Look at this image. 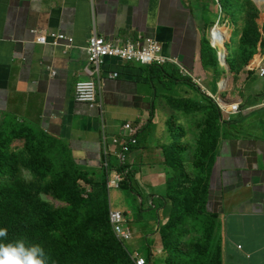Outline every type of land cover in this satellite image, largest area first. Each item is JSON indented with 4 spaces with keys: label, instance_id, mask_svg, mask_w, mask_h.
<instances>
[{
    "label": "crops",
    "instance_id": "0c3cea01",
    "mask_svg": "<svg viewBox=\"0 0 264 264\" xmlns=\"http://www.w3.org/2000/svg\"><path fill=\"white\" fill-rule=\"evenodd\" d=\"M204 3L205 0H0V117L10 114L31 121L40 119L44 130L66 149L74 165L93 167L100 161L98 112L77 104L73 91L77 81L86 80L82 74L83 50L92 32L104 39L154 38L163 44L164 55L204 79L207 73L200 54L206 19L210 15L212 19L218 17L223 11ZM245 7L237 8V17L249 18V11H242ZM255 17L257 29L264 35V10L255 9ZM34 32H59L73 40L72 47L64 51L61 46H38ZM259 63L250 59L243 66L244 81L238 82L230 73L219 78L225 82L224 91L216 86V93L224 92L220 99L240 103L245 110L242 116L247 118L239 139L224 140L214 165L222 196L219 190L213 194L211 209L221 213L227 264H264V79L256 75ZM108 64L110 72H117L119 77L101 82L107 133L117 134V126L125 122L144 127L151 119V101L156 96L151 84L137 77L133 65L125 67L116 61ZM225 69L230 71L229 67ZM192 103L193 118H206L210 112L215 115L210 109L215 104L194 96ZM167 110L161 100L153 129L140 135L141 147L129 156V167L139 172V181L144 180L155 160L165 161L164 157L158 158L160 152L153 144L158 140L161 146L159 138L169 122L166 119L174 115ZM193 123L198 128V123ZM183 134L181 130L179 135ZM197 138H186L188 144L182 150ZM109 163L115 168L113 157ZM153 188L158 186L153 184Z\"/></svg>",
    "mask_w": 264,
    "mask_h": 264
},
{
    "label": "trees",
    "instance_id": "16d2710c",
    "mask_svg": "<svg viewBox=\"0 0 264 264\" xmlns=\"http://www.w3.org/2000/svg\"><path fill=\"white\" fill-rule=\"evenodd\" d=\"M234 1L223 0L225 12L233 21L238 5L246 6L243 10L249 11L239 56L241 72L255 55L259 36L255 8L247 1L235 6ZM213 53L207 44L202 45L204 66ZM210 109L215 115L203 121L195 150H182V146L163 148L166 182L163 193L157 197V208L151 204L150 210L157 212L164 264L228 261L220 213L209 212L207 207L220 143L217 139L222 129L220 111L217 106ZM16 140L24 141L21 151L11 147ZM140 147L139 140L135 149ZM32 161L38 162L36 173L30 169ZM135 173L130 172L121 189L143 200L133 186ZM86 177L59 142L30 124L4 116L0 122V229L19 228L22 232L16 240L40 245L45 250L47 264H133L113 236L109 195L104 191L103 179L94 185L88 200L80 198L76 182ZM51 201L60 205L55 207ZM140 209L143 210V205ZM148 255L151 258L150 249Z\"/></svg>",
    "mask_w": 264,
    "mask_h": 264
},
{
    "label": "clouds",
    "instance_id": "9594fccd",
    "mask_svg": "<svg viewBox=\"0 0 264 264\" xmlns=\"http://www.w3.org/2000/svg\"><path fill=\"white\" fill-rule=\"evenodd\" d=\"M249 2L251 6H253L255 9L262 8L264 5V0H235L234 5L241 4L242 2ZM204 4H213L214 6H219L223 11L221 12V15L219 17H223L226 19V22L231 25L234 28V33L236 34L238 38V45L241 44L244 34V27L246 24L247 19L239 16L237 17V14L235 15V21L231 19V17L227 16L225 12V4L223 3V0H205ZM258 6H256V5ZM234 6V7H235ZM241 5H238L240 7ZM254 9V11H255ZM244 11V10H242ZM237 13V11H236ZM189 16V19L191 21V16ZM256 26H257V18H255ZM207 31L209 30V42L206 39H203L201 42V54L202 55V45L207 44L209 49L214 52L213 54L216 55L217 61H220V68H228V52L226 50V45L231 41V36L229 30L224 27L220 26L219 20L215 23L208 24L206 26ZM257 33L259 36V41L257 43V49L255 55L251 58V60H259V66L257 67L256 75L264 79V77H261V68L264 66V35L262 34V31L260 29H257ZM33 36L35 37L34 43L38 46L43 47H59L61 46L64 51H68L71 49L73 40L71 38H68L64 34H61L59 32H39L33 33ZM95 37L96 39L103 41L105 44H112L115 48H118L122 51H129V57L127 58H113V57H105V58H91L88 53V47H89V40ZM61 40L64 41V43H58ZM84 55H85V66L82 70V74L86 77L85 81H77L74 84V100L77 104H87V108L90 110H96L98 112V116L103 115V106L100 105V88H101V82L104 78H107L108 80H116L119 77V74L117 72H110L109 64L108 62L116 61L121 66H135L133 67V70L137 73V77L140 79H145L148 82L147 77L145 74L147 73L151 79H163L166 82L167 87L173 86L175 83H185L191 86L194 89H197V84H199L200 80L203 79L195 74V71L192 70H186L184 66L178 62L173 57L166 56L163 54V44L159 41L155 40L154 38L149 37H142L137 36L135 38H120L116 37L113 39H104L100 36H98L94 31L92 32V35L88 38L86 47L84 48ZM240 52L237 54V58L235 60V63L229 68L230 73L235 75V78L238 80L241 72H239V61ZM250 61V60H249ZM202 68L205 67L203 65V61L201 58ZM223 66V67H222ZM167 67L173 68V71L175 73H178L179 75V81L175 79L173 76H167L165 74V69ZM176 68L178 70H176ZM156 70H163L162 73L157 72ZM238 69V70H236ZM212 70L215 71L218 79L221 78V73L218 71L217 68H212ZM236 70V71H235ZM205 71V68H204ZM218 71V72H217ZM206 72V71H205ZM51 75H54L53 72H50ZM115 75V77H112ZM219 79L216 86L220 88L221 91H224L225 89V82H222ZM81 83H91L93 85V96L87 100L86 102L79 103L76 101L75 98V88L78 84ZM152 92H155V89L153 85L151 84ZM198 91L200 92V98L203 102H208L209 100L215 103L217 108L220 110L221 114V126L230 124L232 122L231 117L238 116L243 114V110L241 108L240 103H227L224 100L220 99L222 98L221 94L224 92L219 93L220 97H218V93L212 94L207 93L206 90L199 86ZM156 93V92H155ZM156 96H153V99L151 101L152 103V114L151 119L144 127H135L131 123L125 122L121 125L117 126V134L110 135L107 133V125L104 124L103 121L99 120V128H100V161L98 164L95 163L93 167H81L79 165H75L82 174L87 175L86 179H78L76 182L77 187L81 191L80 198L82 200H88L89 196L93 194L94 191V185L98 184L102 179L104 181V191L107 192V195H109V224L113 233L114 238L116 241L123 246L127 254L129 255L131 261L133 264H138L140 261H143L144 264H150L147 263V260L141 256V254L138 251H130L128 249V244H130L134 239L133 230L130 226V216L129 212H121L119 210H114L112 207V201H111V192L112 191H123L121 189L122 184L126 181L127 176L130 174L131 171H135V181H134V188L137 187L138 189L141 188L142 191L149 197V203H151L155 208L154 201L157 200V197L160 196V194L155 193L153 190H148L151 193V196H149L147 188L141 184L142 181L137 180L138 171L134 170L133 168L129 167V156L132 154L137 147L139 140H141L140 135H142L144 132L153 129V120L155 119V115L157 112L158 104L154 100ZM163 104L165 107L171 109L174 108L173 111L174 115L171 116L168 120L167 127L165 128L167 132V136L165 138L166 144L169 147H179L176 143V138H180L183 142L182 147L188 144L187 141V135L188 133L192 135H197L198 138L192 141L189 145L190 150H195L197 145V140L200 137L201 131L203 129V121L205 120L204 117H198L196 118V123H198V129H195L194 125H189L187 129H185V126L187 125V122H179V127L184 132L183 136L177 135L174 136L172 130L168 128V125L170 123V119L174 118L175 115L179 117V111L181 113V116H185V114L182 112L184 108H187L190 112L193 110V105L190 104L186 99H174V98H168L166 100H163ZM9 117H12L16 119L19 123L24 124H30L34 128L41 131L46 136L50 137L47 132L44 130V124L39 120L37 121H31L25 118H21L14 115H6ZM4 117H0V122L3 120ZM241 131H235L233 133L223 134L222 129L220 133V143H219V149L217 156H219L222 152L219 151L221 149V146L225 144V139H239V134ZM224 135V140L223 136ZM169 138L170 140H167ZM224 142V143H223ZM141 143V142H140ZM24 146L23 140H16L11 145L12 149L14 151H21ZM164 148V147H163ZM163 148L161 149V154L163 153ZM113 157L116 161L115 168H112L110 166V158ZM160 157H163L161 155ZM217 159V157H216ZM155 160L154 162H156ZM163 161L160 162V169H163L161 165H163ZM215 165V164H214ZM129 168L124 169V168ZM215 167H213L212 175L210 179V187H211V181L213 176V171ZM164 173V170H163ZM165 174V173H164ZM166 177V176H165ZM165 186V185H164ZM162 187V189L164 188ZM219 190L217 187L216 189H213V191H209V201H208V211L211 212H217L218 209H211L212 203H213V194L216 193V191ZM136 191V190H135ZM164 191V190H163ZM219 190L220 198L222 196V193ZM137 192V191H136ZM139 193V192H137ZM133 195V194H132ZM135 196V195H134ZM136 197V196H135ZM211 197V198H210ZM138 198V197H137ZM143 198V197H142ZM139 199V206L142 207L144 211V200ZM51 203L54 205V203L58 204L55 207H58L60 204L57 202L51 201ZM222 203V200H221ZM219 205V203H218ZM151 206V205H150ZM149 206V208H150ZM222 208V206H221ZM220 210V205H219ZM221 215V213H220ZM222 226V225H221ZM21 230L17 227L14 229H7L3 228L0 229V264H47V257L45 254V250L40 245H27L23 239L16 240L18 236L21 235ZM158 232V230H157ZM159 233V232H158ZM125 234L128 235V238L125 237ZM223 234V231L221 233V236ZM224 235V234H223ZM161 239V237H160ZM162 245V242H161ZM162 249V248H161ZM238 249L242 251V246H238ZM152 253V252H151ZM162 255L163 251L161 250ZM152 256V254H151ZM247 258H250V255H247ZM226 264V262H225Z\"/></svg>",
    "mask_w": 264,
    "mask_h": 264
},
{
    "label": "rangeland",
    "instance_id": "374dc122",
    "mask_svg": "<svg viewBox=\"0 0 264 264\" xmlns=\"http://www.w3.org/2000/svg\"><path fill=\"white\" fill-rule=\"evenodd\" d=\"M256 5V4H255ZM257 6V5H256ZM258 7V6H257ZM259 8V7H258ZM264 10V8H259ZM219 20L220 26L226 27L231 36V41L225 46L226 50L228 52L227 60H228V67L230 68L237 58V54L242 51V45H238V38L236 34L234 33V28L229 25L226 22V19L223 17H214L212 19V16L210 15L206 22L208 24L215 23ZM203 38L206 39L209 42V30L208 32L203 33ZM205 71L206 76L204 79H201L199 84L202 86L206 91H209L212 94L216 93V85L219 81L216 73L212 68H217L218 71L221 73V78L228 77L230 74V71H228L225 68H220V61H217L216 55L212 54L208 58V62L205 64ZM165 74L167 76H173L175 79L179 81V75L178 73H175L173 71V68L167 67L165 69ZM145 76L148 79V82L153 85L155 92H156V98L154 99L156 103L158 104L161 100H166L168 98H174V99H186L190 104L193 105L192 99L194 97H199L200 92L198 91L199 86H197V89L192 88L188 84L185 83H175L170 88L166 86V82L163 79H151L149 75L146 73ZM244 81V78L242 77V74L239 76L238 80ZM237 82V83H238ZM188 94V95H187ZM218 97L220 95L218 94ZM194 107V105H193ZM174 108H171L166 111V113H171L174 111ZM180 112V111H179ZM185 116L178 117L177 115L174 116V118L170 119V123L168 125V128L172 130L174 136H177L180 134L181 128L179 127V122H187V125L185 126V129L188 128V123L190 125H194L193 121H196L195 118L190 116V111L187 108H184L182 111ZM210 115L212 112H210ZM209 117L207 116L206 119ZM162 119L164 120L165 117L162 116ZM232 122L230 124L222 126V133L228 134L233 133L235 131H240L241 127L243 126L244 122L247 120L245 116L238 115L231 117ZM179 121V122H178ZM195 129H198L195 127ZM192 134L188 133L187 138H189ZM167 132L164 128V134L160 140L161 146H159V141L156 140L154 142L153 147L159 150L158 158H160L161 149L163 148V145L166 144V138ZM167 140H170L167 138ZM176 143L178 146L183 145V142L180 138H176ZM152 147V145H150ZM155 150V149H154ZM159 161L153 162L152 169L146 170V174L144 177V180H142L141 184L144 185L148 190H153L155 193L161 194L163 193L162 187L165 185L166 177L163 173V169H159L160 167ZM38 162L32 161L30 165V169L36 173V170L38 169L39 165ZM153 184L158 186V189L153 188ZM216 189V188H215ZM135 190L142 194L143 200H144V211H141L139 206V199L132 195L131 193L125 192V191H112L111 192V201H112V207L114 210H119L123 213L129 212L131 214L130 221H131V228L133 230L134 239L133 241L128 244V249L130 251H138L142 257L146 258V260L150 259V264H164V255L161 253V239L160 234L157 232L158 225H157V212L155 210H150L149 206L151 203H149V197L142 191L141 188L135 187ZM149 196H151V193L148 191ZM155 206H158L157 200L154 201ZM55 206L58 204L54 203ZM162 216V212H160ZM221 219V215H220ZM151 250V258H149V255H147L148 250Z\"/></svg>",
    "mask_w": 264,
    "mask_h": 264
},
{
    "label": "built area",
    "instance_id": "2783aa9c",
    "mask_svg": "<svg viewBox=\"0 0 264 264\" xmlns=\"http://www.w3.org/2000/svg\"><path fill=\"white\" fill-rule=\"evenodd\" d=\"M88 53L91 58H105V57H113V58H127L129 57V51H122L118 48H115L112 44H105L103 41L92 37L89 40ZM261 77H264V66L261 68ZM112 77H115L113 75ZM93 85L91 83H81L78 84L75 88V98L79 103L86 102L93 96ZM125 237L128 238V235L125 234ZM138 264H144L143 261H140Z\"/></svg>",
    "mask_w": 264,
    "mask_h": 264
},
{
    "label": "water",
    "instance_id": "95a60500",
    "mask_svg": "<svg viewBox=\"0 0 264 264\" xmlns=\"http://www.w3.org/2000/svg\"><path fill=\"white\" fill-rule=\"evenodd\" d=\"M253 163L254 164L257 163L255 159H254ZM216 176H218V169L215 168L214 171H213V176H212L210 191H213V189H215L216 187L219 190H221L220 187H219V184L217 183Z\"/></svg>",
    "mask_w": 264,
    "mask_h": 264
},
{
    "label": "bare ground",
    "instance_id": "6f19581e",
    "mask_svg": "<svg viewBox=\"0 0 264 264\" xmlns=\"http://www.w3.org/2000/svg\"><path fill=\"white\" fill-rule=\"evenodd\" d=\"M58 43H64V41L61 40V41L58 42ZM197 86H200V84H197ZM206 92L209 93V91H206ZM211 104H215V103H211ZM100 105L102 106V102H100ZM84 106H87V104H84ZM215 106H216V105H215ZM99 120H100V121H103L104 124L107 125L106 118H105V115H104V114L99 116ZM224 138H225V137H224V135H223V140H224Z\"/></svg>",
    "mask_w": 264,
    "mask_h": 264
}]
</instances>
